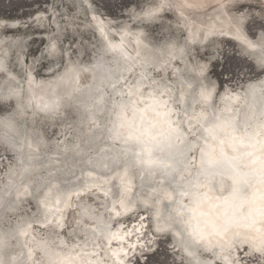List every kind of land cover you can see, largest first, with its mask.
<instances>
[{"label": "bare ground", "instance_id": "bare-ground-1", "mask_svg": "<svg viewBox=\"0 0 264 264\" xmlns=\"http://www.w3.org/2000/svg\"><path fill=\"white\" fill-rule=\"evenodd\" d=\"M86 1L87 0H81L82 4L80 5L87 8V19L92 22L91 24L94 28V30H92L100 40L94 58L87 63L81 61L80 59L83 56V51L77 47L78 55L76 58L70 56L65 57L63 66L56 71V73L52 74L50 78L48 77V79L37 78L30 65L31 67H27L28 69L25 71L26 93L24 95L22 94V96L19 94L20 99L16 97L18 94H12L15 107L0 117L6 119L10 118L9 121L13 120L10 130L13 132L12 126L16 124L14 117L18 114L22 115V112H24V117L21 118V124L15 125L22 130V132H20L23 137L27 136L28 143L32 144L33 141L37 142L39 139L38 136L41 135L44 142L48 144L47 148L44 150L45 154L43 158L37 160V164H41V166H39L40 168L35 169L23 177L25 161L23 156H21L22 151L14 148L6 137L3 138L6 142L3 144L8 147L13 155V163L6 167L3 182L0 184V195L5 193L8 187L10 189L15 185L13 190H15L17 197L15 199L17 203L14 205L11 203L13 197L9 195L8 199L10 200L3 205V211L8 209V212H10L9 215L18 212L21 209V205L19 209H17L18 211L14 209L18 207L23 197H29L32 194L27 184L32 181L36 183L40 182L42 178H49L46 185L41 189L38 190V186L37 188L35 187L37 190L33 198L29 197L34 199L36 203V217L21 214L16 221L11 224L5 223L7 217L0 223V240L1 238H5V236L12 231H17L22 234L20 241V237L16 238L18 246L15 249L12 251L8 249L9 245H11L10 241L3 252V257L5 255L10 256L8 259L12 263L14 262L15 256L20 255V253L24 254L23 252L27 250L26 254H24L25 258L22 264H128L131 258L137 255L138 251L142 252L145 250L139 243L146 237L143 229L147 220H151L153 223L148 225V227L154 226L156 231L152 229L154 235L170 233V231L167 230L168 228L160 227V224L164 223H159V219L155 215L157 213L155 207L145 204L149 200L147 194L150 195L153 191L160 188V193L154 196V201L161 200V197L169 198L175 203L170 201V208H178L184 222H197V224L203 227L207 232L208 229L205 228V222L207 220L216 219L226 208L229 213H231V208H228L225 204V199L229 198V200H231L234 171L240 175L241 179H243V174L251 171L248 166V157L244 154L254 150L249 144V138L255 137L256 132L259 130L260 123L264 122V99L259 100L256 98L258 95L263 98L264 94L258 92L255 95L251 93L250 96H248L247 92L253 85H259L260 82L264 81V74L258 77V79L247 81L240 88H227L223 90L219 95L220 103L215 102L214 97L217 95L216 87L214 82L209 79L207 75L208 71L205 70L204 72V70H196L192 67L195 66L200 68L205 66V63L199 59V61L194 59L195 57L193 58L194 60H189L187 53L185 52V56L183 53L181 54L180 50L186 47L188 43L194 44L200 31H203V38L208 39L207 44L211 40L217 38L228 39L236 44L240 43L255 56V60L259 61V53L250 51L249 48L254 49L259 47L264 43V38H260L262 39L260 42L256 39H252L245 29L243 20L239 16L227 12L216 13L214 17L206 21L201 18L198 19L196 13L201 9V5H203L202 7L206 5L205 0H175L176 2L173 3L177 5L176 8H170L167 0H157L159 2L157 6L145 8L137 12L138 15L143 14L147 17L151 13L156 12L157 17L155 16V20L152 21L156 22L159 16H163L167 12H173L178 16L180 23L183 25L184 40L179 42L175 38H172L154 43L149 40L142 26L135 28L130 26L129 28L125 23L119 25L117 28L114 23V25L111 24L113 19L110 16L98 13L93 9L94 7H90L92 4ZM212 3L216 7L222 6V0H212ZM165 4H167V7H164ZM75 9L77 11L76 15L83 18L81 15L83 13L80 11L79 7L76 6ZM55 17L53 16L52 20L54 23V25H52L53 30L56 31L57 29L59 31L60 28ZM66 19L67 20L64 21L68 22L69 25L67 28L72 30L75 29V27L73 28V23L68 20L69 18ZM37 20L38 18H36L35 21L39 25L40 23H38ZM129 21L133 22L135 20L131 17ZM5 22H9V25H5ZM19 22L20 21L16 20H0V30L3 27L11 29L21 28L22 26ZM93 23L103 29L107 43L103 41L101 38V31H99L98 27L93 25ZM81 24L84 30V26H86L87 23ZM109 30H113L116 35H111ZM138 38H141V44L143 46L151 47L145 52H142L139 45L134 43ZM12 39H14L13 42ZM47 41L48 43L45 50H47V48L49 49L46 56L57 61L58 48L55 46L56 41L53 37ZM249 44L254 45V47H250ZM23 45V38H8L0 33V61L2 56L8 51V48L17 47L19 50ZM206 46V44H200L202 48ZM115 47L120 50L117 51L114 49ZM112 48L114 53L111 51ZM177 52H180L178 57H176ZM24 53L25 51L21 52V60L17 63L22 69L25 67L23 66L25 62L23 63L24 59L22 56ZM115 53L127 56L134 64L125 69L123 68V63L121 64L122 69L120 71L118 69V71H114L112 75H109L108 78L102 79L107 80V87H103V90L99 89L97 90L98 92L95 91L91 94L87 99L88 103L86 105L83 106L74 99L68 98L66 104L58 105V107L52 109V111L38 109L39 106L36 105L35 100H42L43 98L49 99V91L53 85H60L61 91H66L69 88L71 89V87L73 88V86H75V81H79L80 85L84 86V88L90 86L95 82L96 78L89 69L94 64L101 61L102 58H105V55H108V59H113ZM149 57H151L150 59H152L154 63H152L148 69L142 70L139 64L150 60ZM111 60V65L117 64L116 62L111 63ZM1 66L2 63H0V67ZM182 66H189V72H185L186 67L183 68ZM115 67H117V65H115ZM180 69H183L181 73L179 72ZM82 72L87 76L86 81L82 79ZM13 73L14 72L7 71V69H0L1 76L14 77L12 80L14 84L11 83L7 87L12 92L19 89L18 85L20 86L19 79L16 77L17 75L15 76ZM156 74L162 79H158ZM184 74H189L192 77L187 78ZM142 75H145V78L143 77L141 80L140 77ZM194 78L197 80L195 86L189 88L187 85L191 102V105L187 107L185 103H183L186 87L180 82L184 79L187 83H190ZM109 82L117 85L115 88L112 86L110 87L108 86ZM8 92L9 90L6 93ZM20 92L21 91H19V93ZM52 92L54 93L53 97L58 94L55 86L52 87ZM106 93L107 109L100 113L98 117H94L91 112L93 108L91 105L94 101L101 99ZM202 93H204L203 96L201 95ZM22 98H24L23 102ZM206 98H211L210 104H206L202 101ZM253 98H256L255 102H252ZM154 100L166 102L167 111L169 113L168 117L157 115L158 112H163L165 109L154 104ZM10 101L11 98L4 99L1 97L0 93V102L9 103ZM69 101H71L70 104H74V106L79 107L82 111V114H79V112L77 114L75 109L72 110L74 111V119L71 122L69 121L71 125L70 138L62 137L58 142H52L51 140L47 141L39 128L25 125L26 120H28L29 116L32 114L34 116L38 114L40 118L48 120L49 122H52L54 119L50 120V116L56 113L58 116L61 115L59 116L60 118L63 117V110L66 108ZM253 103H256L255 109L253 108ZM26 108L29 110H26ZM17 111L19 112L18 114ZM142 115L144 116L143 125L140 120ZM165 119H170L172 121V126L179 129L181 136L187 137V142L180 143L182 138H179L173 141L171 147L165 146L160 152L158 150L161 148L156 147L155 152L152 154L154 156L144 157L143 150H147L152 146L151 144H142L135 140L125 141V139H128L129 133L140 135L143 128L147 127L150 121L161 122L159 123V128L154 130V133L159 131L161 127L167 130V126L162 124V121ZM29 121L31 122L30 124H34L35 119L32 118ZM125 122H128L129 126L122 128L121 125L125 124ZM130 122L134 124V127L130 126ZM225 122H228L230 126L226 129L217 130L215 138L208 135L206 129L216 125H223ZM78 123L80 125H78ZM99 124L103 126L104 131L102 136L104 139H98L94 142L90 141L89 137L96 134L95 131L98 129ZM233 128L235 129L234 135L238 138L236 144L241 146L236 151L227 148L229 147L228 145L232 146L230 139L233 135ZM88 129L91 133H87V136L85 130ZM113 134L115 136L121 135L122 137L121 139L118 138V142L111 141L110 143L107 136L113 138ZM2 136L3 135H0V137ZM85 136L87 140H85ZM142 139L146 138L142 137ZM240 139L244 142L240 143ZM256 139H258V137H256ZM122 140L124 143L121 142ZM83 141H87L88 144L92 145H86V142L82 143ZM205 141H207V143H205ZM221 141H224L223 145H221ZM191 145L192 149L188 151L187 149ZM67 146H76L80 148L81 151L68 152L64 150ZM203 146L211 148V151L214 150V155L218 163L212 165L206 163L204 166L201 164V149H204ZM223 146L226 147V151L223 150L224 155L222 156L220 149ZM41 147H44L43 141L39 142L38 149ZM49 147L51 151H49ZM106 147L109 149H121L124 147L126 150H129L130 153L128 154L131 156V160H133V158L138 159L140 162L153 160L155 164L162 168L161 170H164L161 166H165L168 162L167 156L174 153L179 154L182 150H185L182 151L180 155H175L174 157L175 165L171 166L176 168V171L169 169V167L165 168L167 174L172 175V180L175 179L178 186L172 184L159 187L158 183L162 176L153 175V180L148 186V190H146L147 194L145 192L143 194L138 192L137 195L135 194L136 196L131 193L128 195L129 188L134 185L136 181L135 177L140 174L141 170H137L134 176L133 174H129L128 167L123 164L109 172H101L91 164V161L92 159L96 160L95 156L97 153H101L99 150H104ZM36 153L38 155V151H36ZM255 154L256 156L260 155L258 145ZM70 155L75 156V160H72L70 166H67V168L66 164L70 161H67V159ZM26 159L30 160L29 157ZM79 159L82 162L86 160V163H78L80 162ZM57 160H61V162ZM229 161H231V166L236 165L235 170L228 164L230 163ZM49 162L52 163L50 167L46 165ZM54 162H56V164H54ZM58 162L63 165V169L58 166ZM60 168L61 170L58 176L55 175L57 174L55 172ZM112 178H116L117 181L115 183L117 185L115 194L110 195L109 198L108 195L112 186L110 180ZM211 187H213V190H211ZM242 191L244 195H250L251 190L243 189ZM185 192L188 194H181ZM20 193L23 195L21 199L18 197ZM88 197H93L92 200L100 198L102 207L96 208ZM136 197L142 202L140 207L135 204ZM197 199L202 201V203L196 210V214L193 215L188 209L195 207V201ZM139 210L142 212L141 215L143 217L139 215L135 219L134 224L130 223L126 225L127 220L134 216ZM71 213L73 215L72 227H68V229L71 235L76 239H74L72 243H69L63 235V232L66 230L68 224L67 219L71 217ZM200 213L206 215H200ZM145 215H147L146 218L144 217ZM98 219H101L106 226L104 228L106 239L100 235L96 238L93 234H88V228L95 229L98 227ZM33 222H35L34 225L32 224ZM77 224H81L82 226L80 230L82 232L81 234H78L79 227ZM36 227L45 231L43 236L35 232ZM48 229L52 230V232H49ZM174 231L179 234L177 229H174ZM240 231L246 233L248 229H240ZM109 232H118L122 239L109 240ZM172 237L173 240H175L172 242L173 249H178L179 252H182L184 257L188 260L187 264H191L192 257L189 256L185 248H182L180 243L177 242V236ZM215 238H217V236H214V239ZM218 239L219 238L215 239V242H218ZM234 242L236 246L234 247V251L230 250L223 253V256L229 258L232 264L240 263V249L247 253L246 257L259 256L264 258V253L255 251L243 236L234 238ZM53 243H55V245ZM202 251L205 252L206 256L197 259L207 261L209 264H212L211 260L216 259L218 263L225 264V262H219L222 261V259L213 252L210 253L205 249H202ZM3 259H5V257ZM3 262L5 261L1 260L2 264H4Z\"/></svg>", "mask_w": 264, "mask_h": 264}, {"label": "rangeland", "instance_id": "rangeland-1", "mask_svg": "<svg viewBox=\"0 0 264 264\" xmlns=\"http://www.w3.org/2000/svg\"><path fill=\"white\" fill-rule=\"evenodd\" d=\"M87 1L92 4H89L90 7H94L93 9L98 13L103 14L105 16H110L113 19L111 24L114 23L117 28L119 25L125 23L128 25L129 28L130 26L134 28L142 26V28H144L145 34L148 36L151 42L155 43L160 41H166L172 38H175L179 42L184 40V30L182 28L183 25L180 23V19L178 18V16H176V14H174L173 12H167L163 16H159V19H157L158 21L156 22H152L157 17L156 12L151 13L147 17H143L142 14L138 15L137 12H140L145 8H148L150 6H157L159 3L157 0ZM167 1L169 3L168 6L170 8L177 7V5L174 4L176 2L175 0ZM205 1L206 5L204 7H202L203 5H201V9H199V12L196 13L198 19L201 18L202 20L206 21L214 17L216 13L227 12L235 16H239L243 20L245 29L252 39H256L260 42L262 40L260 38H264V0H222V6L220 7H216L212 3V0ZM80 4H82L81 0H0V20L20 21L19 24L22 26L18 29L3 27L0 30V33L4 36H7L8 38L16 37L24 39V45L22 48H20L19 50L17 47L8 48V51L2 56V59L0 61V63H2L0 69H7V71L9 72H14L13 75H17L16 77H18L17 79H19L21 87L19 85L18 87L21 92L18 93V96H16L18 97V99H20L19 94H21L22 96V94L24 95L26 93L25 71L29 67L32 66V71L37 78L40 77L42 79H48V77L50 78L52 74L56 73V71H58L63 66L65 57L70 56L72 58H76V56L78 55V48L82 49L83 51V56L80 60L85 63L90 62L91 59H93L96 55V50L98 49L100 40L96 37V34L93 31L94 28L92 27L91 21L87 19V8ZM76 6L79 7L80 11L83 13L81 14L83 18L79 17V15H76ZM164 7H167V4H165ZM53 16H56L55 19H57L56 21L60 28L59 31L57 29L56 31L53 30ZM131 17H133L135 21L130 22L129 20L131 19ZM36 18H38L37 21L38 23H40L39 25L35 21ZM66 18H69L68 20L73 23V28L75 27V29L72 30L67 28V26L69 25L68 22L64 21L67 20ZM5 23V25H9V22ZM81 23H87L86 26H84V30H88L84 31L82 29L83 27ZM71 32L74 34H72ZM111 35H116V33L111 30ZM52 37L56 41L57 45L55 44V46L58 48L57 61H54L46 56L48 54L49 49L47 48V50H45V47L48 43L47 40L51 39ZM13 40L14 39H12V42ZM207 40L208 39L203 38V31H200L196 42L194 44L188 43L187 46L182 49L184 50L183 54L185 56L187 53V57H189V60L199 59L200 61L205 63V66L200 68H197L195 66L192 67L196 70L202 69L204 70V72L205 70L208 71L207 75L209 79L214 82L216 87L217 95L214 97L215 102L220 101L219 95L223 92V90H226L227 88H240L247 81L252 79H258V77L264 74V68L261 67L259 61L255 60V56L250 53L245 47H243L240 43L236 44L235 42L228 39L217 38L211 40L207 44ZM200 44H206L207 46L202 48L200 47ZM22 51H25V53L22 55L24 59L23 63L25 62L23 66L26 67H24V69L19 67L17 64L21 60L20 54ZM182 67L185 68L186 66ZM184 76L187 78L192 77L189 74H184ZM156 77L158 79H162L160 76H158V74H156ZM13 79V76L5 77L0 75V93L2 98H11L9 96L10 93L6 92L8 90L10 91V89H8L7 87L11 83L14 84V81H12ZM82 79L84 81L87 80V76L83 74V72ZM23 101L24 98H22V102ZM70 102L71 101L68 102L66 108H64L63 110V117L60 118L59 116L61 115L58 116L56 113L54 115H51L52 117L50 116V120H52L53 118L54 119L52 122H49L48 120L40 118V115L38 114H36V116L32 114L31 116H29V119L26 120L25 125L29 127L33 126L35 128H39L42 132V135L47 141L51 140L52 142H58L59 139L62 137L70 138V122L74 119V111L72 110L75 109L77 114L78 112L79 114H82L80 108L74 106V104H70ZM14 107V101L12 100L9 103L0 102V117ZM26 110L29 109L26 108ZM18 113L19 112L17 111V114ZM23 117L24 112H22V115H16L14 117L15 123L17 125L21 124V118ZM32 118L35 119L34 124H30L31 122L29 120H31ZM78 125L80 124L78 123ZM18 130L22 132L20 128H18ZM85 132L86 134L91 133L89 129L85 130ZM38 137V141H43L44 143V147H41L38 151V160H40L43 158L45 154L44 150L47 148L48 144L44 142L41 135ZM3 138L4 136L0 137V184H2L3 182L7 165H11L13 163V155L11 154L8 147L3 144L5 142ZM85 140H87V137ZM84 142H86V145H92L88 144L87 141H83L82 143ZM48 149L49 151H51L50 147ZM74 157L75 156L73 155L68 156L67 161H70L68 164H66V167L70 166L72 160H75ZM57 161L61 162V160ZM79 161L82 162L80 159ZM54 164H56V162H54ZM61 165L62 164L59 163L58 166L62 168L63 165ZM59 172L60 171H58L55 175L58 176ZM32 183L33 188H37V184L39 182L36 183L35 181H32ZM36 188L35 190H37ZM35 193L36 191L32 193L29 197L33 198V196H35ZM29 197H23L22 201L18 204V207L14 209L18 211L17 209H19V206L21 205V209L18 212L9 215V210L5 209L0 214V223L4 220V218L7 217L5 223L11 224L15 222L18 216L21 214H26L28 216L32 215L36 217V203L34 199H31ZM92 198L93 197H88V199L92 201L96 208L102 207V205L100 204V198L94 200H92ZM140 210L129 220H127L126 225L130 223L134 224L135 219L139 215L142 216V212ZM144 217L146 218L147 215H145ZM72 219L73 215L71 213V217L67 219L68 224L66 226V230L63 232V235L66 237L69 243H72L73 240L76 239L71 235L70 230L68 229V227H72ZM151 223V220H147L145 222L143 230L146 237L142 240V242L139 243L141 244L142 248H145V250L142 252L138 251L137 255L135 257H132L128 264H187L188 260L186 257H184L182 252H179L178 249H173L172 242L175 240H173L172 235H170V233H166L163 235H154L152 232V229L153 231H155L154 226L148 227V225H150ZM32 224L34 225L35 222H33ZM78 227V234H81V224H79ZM48 231L52 232V230L49 229ZM35 232L41 234L42 236L45 233L44 230H40L38 227H36ZM10 240L11 245H9L8 249L12 251L18 245L16 238H12ZM53 244L55 245V243ZM239 251H241V253H239V264H264L263 257H246V252H243L242 249H240ZM202 256H206L204 251H202L200 254V257ZM211 263L220 264L214 259L211 260Z\"/></svg>", "mask_w": 264, "mask_h": 264}, {"label": "water", "instance_id": "water-1", "mask_svg": "<svg viewBox=\"0 0 264 264\" xmlns=\"http://www.w3.org/2000/svg\"><path fill=\"white\" fill-rule=\"evenodd\" d=\"M143 17H145V16L143 15ZM93 25L98 27L99 31H101V38L103 39V41L106 42L103 29L94 23H93ZM109 31L111 33V30H109ZM97 33H98V31H97ZM126 34H125V36H126ZM134 43L135 44L137 43L139 45L140 50L142 52H145L146 50H148L149 47H151V46H149V47L143 46L141 44V38H138L136 40V42L134 41ZM262 44H264V43H262ZM54 48H55V46H54ZM114 49H116L117 51L120 50L117 47H115ZM249 50L259 53V47H256L254 49L249 48ZM111 51H113V48ZM180 51H181V54L184 53L183 49ZM113 53H114V51H113ZM179 53L180 52H177L176 57H178ZM107 56L108 55H105V58H102L101 61H99L97 64H94L89 69L90 72H92L95 75L96 80L94 83H92L90 86H86L84 88V86L80 85L79 81H75V86H73V88L71 87V89L69 88L66 91H61L60 85H53V86H55L58 94L55 97H53V94H54L52 92L53 86H51V89L49 91L50 92L49 93L50 94L49 99L43 98L42 100H35L36 105L39 106L38 109H43L46 111H52V109L58 107V105L66 104L68 98L74 99L77 103H81L84 106L88 103L87 99L89 98V96L91 94H93L95 91H97L99 89L103 90L104 89L103 87H107L106 86L107 80H102V79L108 78L109 75H112L113 72L118 71V69L120 71L122 69L121 64H123V63H124L123 68H125V69L128 67H131V65L134 64L130 58H128L127 56H125L123 54L115 53V56L113 59L112 58L108 59ZM259 56H260V53H259ZM150 58L151 57H149V59ZM110 60H111V63L116 62L117 64H115V65H117V67H115L114 64L111 65ZM259 62H260V60H259ZM152 63H154V62H152V59H150V60H147L146 62L145 61L141 62V64H139V66L141 67L142 70H146V69H148V67ZM188 70H190L189 66L185 68V72H189ZM200 70H202V69H200ZM182 71H183V69L179 70L180 73ZM191 71H192V69H191ZM143 77L145 78V75H142L140 77L141 80L143 79ZM188 82H190V81H188ZM196 82H197V80L195 78L192 79V81L190 83H187L184 79H182L180 82V83H183L184 86L186 87V93H185V96L183 98V103H185V106H187V107H189L191 105V102L189 99L190 94L188 93L189 90L187 89V85L189 86V88H191V87L195 86ZM116 85L117 84H112L111 82H109V84H108V86H110V87L112 86L113 88H115ZM19 91H20L19 89L15 90L14 92H12L11 90L9 91V93H10L9 96L11 97V100L13 99L12 101H14V98H12L11 93H15L17 95L19 93ZM251 93L252 92L250 90H248V92H247L248 96H250ZM256 98L259 100L264 99V97L262 98L259 95ZM256 98H253L252 102H255ZM210 99L206 98L202 101H204V103H206V104L207 103L210 104V101H211ZM253 104H254L253 108L255 109L256 103H253ZM106 105H107V93L98 101L93 102V104L91 105L93 107L91 109L92 115L94 117H98V115H100V113L106 111V109H107ZM9 119L10 118H7L8 121H9ZM205 119H206V117H205ZM10 123L13 124V120L10 121ZM128 126H129V123L125 122V124H123L122 128L128 127ZM12 128H13V132L10 131L11 133L9 132L8 137H6V138L10 141V144L14 148L22 151L21 156H23V159L25 161V168H23V170H24L23 171V177H25L26 174L34 171L35 169H39L40 168L39 166H41V164H37V160H38L39 156L36 153V151H39V149H38L39 141H37V142L33 141L32 144H29L27 136L23 137L22 133L18 130V128L14 127V126H12ZM157 128H159V123H158ZM103 131L104 130H103L102 124H99L98 129L95 131L96 134L93 135L92 137H89V140L94 142L95 140H98V139H104L102 136ZM203 132H204V129H203ZM204 136H205V134H204ZM107 137H108L107 139L111 143V141H117L118 142V138L121 139L122 136L121 135L115 136L113 134V136H112L113 138H111V136H107ZM180 138H182L180 140V143L187 142V137L180 136ZM125 141L128 142L130 140L125 139ZM121 142L124 143L123 140ZM228 146L229 147H227V148L232 150V151H236L237 149H239L241 147V146H239V144H236L235 148L233 146H230V145H228ZM191 147H192V145L189 146V148L187 150L189 151L190 149H192ZM195 147H197V146H195ZM155 148L156 147L150 146L147 150H143V153H144L143 156L144 157L145 156H147V157L154 156L152 154L155 152ZM203 148H204L203 150L206 152L211 151V148H208L206 146L205 147L203 146ZM121 149H116V148L109 149L107 147L104 148V150L100 149L99 152L101 151V153L100 154L97 153V155L95 156L96 160L92 159L91 164H93L95 166V168H98V170H100L101 172H109L111 170H114V168H116L117 166L124 164L128 167L129 174H133L134 176L136 175L137 170H141L140 174L136 175V177H135L136 181L134 182V185L129 188L128 195L131 193V194H134V196H136L138 194V192H140V194H143L144 192L146 193V190H148V188H149L148 186L150 185L151 181L153 180V177H154L153 175L162 176V177H160L161 179L159 180V183H158L159 187L160 186H168V185H172V184L175 186H178L176 183V180L175 179L172 180V175L167 174L165 168L169 167V169H173L174 171H176V168L171 166V165H175L174 157H175V155L176 156L180 155L182 153V151H185V150H182L179 154L174 153L172 155L167 156L168 162H167V164H165V166H161L164 169V170H161L162 168H160L157 164H155L153 160H150L148 162H146V161L140 162V161H138V159H134V158H133V160H131L132 158L128 154V153H130L129 150H126L124 147H122ZM64 150H66L68 152L81 151V149L76 147V146L75 147L67 146ZM161 150L162 149H159L158 151L160 152ZM223 150L226 151V147L223 146ZM27 157H29L30 160L26 159ZM78 163H82V164L86 163V160L84 162H78ZM206 163H208L207 157H205L203 161L201 159V164H203V166ZM228 164L231 166V163H228ZM46 165L51 166L52 163L49 162ZM81 166H84V165H81ZM151 167H154V168H151ZM58 171H60V169L57 170V172ZM57 172H55V173H57ZM178 177H176V178H178ZM48 179L42 178V181L39 182L40 184L38 183V189H41L42 187H44L46 185ZM116 181H117L116 178H112L110 180V182H112V186H111V189H110V192L108 195L109 198H110V195L115 194V188L117 185L115 183ZM32 184H33L32 182H29L27 185H28V189L30 188L29 190L32 193H34L36 190H35V188H33ZM14 186L15 185H13V188L11 187L10 189L8 187L7 190L5 191V193L0 195V213L4 209L3 205L6 202H8V200H10V199H8L9 195H11V197H13L11 203L16 205L17 202H15V199L17 197L15 194V190H13ZM211 190H213V187H211ZM159 191H160V188L153 191L150 195L146 193L149 200L145 204H147L149 206L151 205V206L155 207V209L157 210V213L155 215L159 219V223H164V224H160L161 225L160 227L161 228L162 227L168 228L167 230L170 231V234L172 236H177V242L180 243L181 247L185 248L187 253L195 252L196 258H200V254L202 252V249H205V247H204L205 245L212 243V244H215L216 246L213 248V251H211L210 253L213 252L216 256H219L220 259H222V261H219V262H223V263L225 262V264H232L230 262L229 258L223 256V253L228 252L230 250L234 251V247H236L234 244L235 243L234 240L231 243V245H227V247L223 251H221V249L219 247V243L215 242V239H217L218 237L214 239V236H206L205 239H200L198 235L194 234V232H198L200 229H203V227H201L199 224H197V222H194V221L193 222L192 221L191 222H188V221L184 222L182 220V215H181L180 210L178 211V208H176V207L170 208V206H169L170 201L172 203H174L172 200H170L169 198H166V197L165 198L161 197V200L154 201V196L159 194L160 193ZM18 197L21 199V197H23V195L20 193V195L18 194ZM141 203H142L141 200L136 197V203H135L136 206L140 207ZM97 224H98L97 228H95V229H89L88 228L87 229L88 234H93L96 238L100 235L104 239H106L105 238V230H104V228L106 226L103 224V221L101 219L100 220L98 219ZM163 225H165V226H163ZM173 228L177 229L179 234H177ZM11 237L13 239L20 237L19 238V241H20L22 234H20L17 231L16 232L12 231L10 234L5 236V238H1V240H0V264H2L1 260L5 261V262H3L4 264H22V261H24V258H25L24 254H26L27 250H25L23 252L24 254L20 253V255L15 256L13 263L8 259L10 257H8L6 255L4 256L5 259H3L4 258L3 252L7 248L9 242L11 241L10 240V239H12Z\"/></svg>", "mask_w": 264, "mask_h": 264}, {"label": "snow or ice", "instance_id": "snow-or-ice-1", "mask_svg": "<svg viewBox=\"0 0 264 264\" xmlns=\"http://www.w3.org/2000/svg\"><path fill=\"white\" fill-rule=\"evenodd\" d=\"M250 47L254 45L249 44ZM202 96L204 93L201 94ZM154 104L165 109L163 112H158L157 115H162L168 117L169 113L167 111V104L164 101L154 100ZM141 124L144 123V116L142 115ZM157 121H150L147 127L143 128L140 135H135L134 133H129L128 139L135 140L142 144H151L152 147H159L163 149L165 146L171 147L174 140L180 138L181 133L179 129L172 126V121L170 119H165L162 121L163 125L167 126V130L163 127L159 131L154 133V129L157 128ZM123 126V125H121ZM130 126L134 127V124L130 122ZM230 124L225 122L223 125H216L206 129L209 136L215 138L216 132L219 129H226ZM235 129L233 128V135L231 136L230 143L235 148L237 137L234 135ZM146 138V139H142ZM258 137V139H256ZM240 143L244 141L240 139ZM207 143V141H205ZM223 145L224 141L220 142ZM249 144L254 149L251 152H246L244 155L248 157V166L251 171L249 173L243 174V179L240 178L238 173L233 174V188L231 193V200L229 198L225 199V204L228 208H231V213L225 209V211L220 214L216 219H210L205 222V228L208 229L205 232L204 229H200L194 234L198 235L200 239H205L206 236H217L221 239L231 232V237L226 240L228 245H231L234 238L243 236L244 239H248L246 233H242L240 229H248L250 231H256L258 233H264V122L259 125V130L256 132L255 137L249 138ZM260 152L259 156H256L255 152L257 150ZM150 150V149H149ZM221 155H224L223 147L220 149ZM207 157L208 163L210 165L218 163L216 156L213 151L201 150V159ZM231 163V161H229ZM235 170L236 165H232ZM243 189H250V195H244ZM182 195H187L188 193H181ZM202 201L197 199L195 201V207L188 209L189 212L196 214V210L199 208ZM200 215H206L200 213ZM221 219V223H217V220ZM109 240H120L122 237L118 232H109ZM264 244V240H261Z\"/></svg>", "mask_w": 264, "mask_h": 264}, {"label": "clouds", "instance_id": "clouds-1", "mask_svg": "<svg viewBox=\"0 0 264 264\" xmlns=\"http://www.w3.org/2000/svg\"><path fill=\"white\" fill-rule=\"evenodd\" d=\"M259 59H260V65L262 68H264V44H261L259 46ZM250 91L252 92L253 95L257 94L258 92L260 94H264V81L260 82L259 85H253L250 88ZM11 130V123L5 118H0V135H3L4 137H7L9 134V131ZM221 219L217 220V223H221ZM247 234V242L250 243V245L253 247L255 251L264 253V244L261 243V240H264V233H258L256 231H250L248 230L246 232ZM231 237V232H229L225 238L221 239L218 237V243L221 251H223L227 247L226 240ZM215 244L209 243L208 245H205V250L206 251H213V248L215 247ZM189 256L192 257L191 264H209L207 261H203L200 259L196 258V253L195 252H189Z\"/></svg>", "mask_w": 264, "mask_h": 264}]
</instances>
